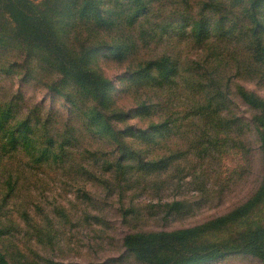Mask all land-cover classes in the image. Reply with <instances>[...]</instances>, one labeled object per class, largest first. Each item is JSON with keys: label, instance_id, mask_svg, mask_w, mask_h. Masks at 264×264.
<instances>
[{"label": "rangeland", "instance_id": "rangeland-1", "mask_svg": "<svg viewBox=\"0 0 264 264\" xmlns=\"http://www.w3.org/2000/svg\"><path fill=\"white\" fill-rule=\"evenodd\" d=\"M116 1L127 4L123 5L125 11L132 4V0ZM133 1L144 6L140 0ZM64 3L49 4L54 28L61 40L81 50L87 68L109 79L99 93L108 107L96 100L89 86L65 81L50 61L30 59L18 49L2 54L8 71H0V161L18 176L20 194L5 197L14 231L3 236L0 249L31 264H147L136 259L126 237L167 232L173 241L179 230L206 226L251 194L252 173L247 172L238 187L230 179L234 171L247 170L249 160L228 145L218 163L201 170L196 165L200 135L195 126L187 124L186 112L192 108L188 98H201L197 93L201 87L194 86L188 69V61L195 57L188 42L195 40L179 29L188 15L201 21L195 13L199 4H192L189 13L181 16L177 0L166 1L147 16L158 25L156 31L149 34L145 25L147 33L139 47L121 59L109 51L108 37L90 35L87 25L92 23L90 14L95 13L71 14L62 7ZM4 13L9 17L0 6V19ZM143 13L139 9L137 16ZM227 27L222 25L217 33ZM177 56L182 58L179 76L169 87L152 64ZM195 72L198 86L201 71ZM246 88L264 97V90L254 84H246ZM237 107L236 112L249 117L246 106ZM63 130L77 135L79 145L72 148L59 175L49 168L52 158H40L38 163L35 158L40 149H55ZM168 154L179 157L163 164ZM26 164L48 167L39 183V175L26 173ZM202 168L201 186L206 184L210 193L200 190ZM65 170L67 176H62ZM5 179L0 177L1 190ZM4 194L0 191V198ZM173 203L189 205L192 210L170 211ZM258 218L264 223V215L251 216L246 226ZM214 235L211 231L208 238L213 240ZM172 244L174 248L176 244ZM183 250L185 246L175 251ZM194 264L262 262L251 253L234 251Z\"/></svg>", "mask_w": 264, "mask_h": 264}, {"label": "trees", "instance_id": "trees-1", "mask_svg": "<svg viewBox=\"0 0 264 264\" xmlns=\"http://www.w3.org/2000/svg\"><path fill=\"white\" fill-rule=\"evenodd\" d=\"M60 1L3 0L0 2L1 8L9 16L6 18L4 13V19H0V49L3 50L0 52V71H8V65L4 63L2 54L6 53L7 49L11 52L18 49L30 59L33 56L39 62L46 59L53 63L65 81L70 80L76 84L89 86L96 100H99L103 107H108L102 102L99 93L101 88L107 87L109 79L87 68L81 50L75 49L74 45L61 40L57 35L49 4L52 2L51 5L55 6ZM140 1L144 3L143 7L135 5V1L132 0L131 7L127 11L123 6L127 4L121 2L119 4L116 0H65L62 7L71 14L95 13L90 14L92 23L87 25L90 27L88 29L90 35L98 39L108 37L109 51L113 56L124 59L139 47L147 30L149 34L150 31H156L158 25L152 24L149 15L170 0ZM155 1H159L158 4L151 8L147 7ZM177 2L182 7L181 16L189 13L192 4H199L198 12L195 13L201 18V21L191 19L188 15L183 19L184 22L179 29L195 40L192 41L194 43L188 42L193 45L190 49L195 53V57L188 61L190 64L188 69L192 70L194 86L201 87V93L197 92L201 98L199 101H196V98H188L192 108L186 112L187 124L195 126L200 135L201 146L197 152L196 165H199L201 170L202 166L218 163L217 161L222 159L225 147L229 145L228 149L241 154L242 158L247 155L249 160L247 166L249 170L234 171L230 179H235L234 184L238 187L243 183L242 180L247 177L248 172L253 174L254 184L250 189L251 194L243 202L214 218L202 228L179 230L177 237L172 236L175 239L173 241H169L171 233L167 232H157L154 236L146 237L140 234L127 236V247L133 251L136 259L147 264H194L209 256H220L234 251L251 253L264 264V223L258 218L259 220H254H258L257 222L246 226V220H250L251 216L264 215V97L246 88V84L251 83L264 90V0H177ZM139 9L144 12L142 17L137 16ZM225 24L228 27L218 34L217 30ZM185 27H189V30H183ZM138 28L145 32H137ZM181 62L182 58L177 56L163 58L154 62L152 66L158 69L162 77L161 81L171 87L176 82L175 76H179ZM198 64H201V67H198ZM195 70L201 71V82H198V86L194 78ZM195 93L193 91V95ZM238 104L247 107L250 114L248 118L236 112ZM183 134L185 136L184 132ZM77 145H79V137L63 130L55 149L38 150L39 154L35 162L38 163L39 159L44 157L52 158L53 163L49 168L60 175L62 164L65 159L71 157V153L74 152L72 148ZM178 157L168 154L162 162L166 164ZM25 167L26 173L39 175L38 183L39 179H42L41 175L46 173L45 168H48L38 164H26ZM67 173L65 170L62 176H67ZM203 176L205 173L202 168L198 180L200 190L210 193L206 184L201 186ZM0 177H6L2 190L0 189L1 192L6 193L0 198L1 245L3 236L14 231L12 226L14 223L11 221L12 210L7 207L8 200L5 197L8 198V193L17 194L19 184L18 176H15L12 168H8V165L1 161ZM175 183L177 186L180 185L179 180ZM223 190L221 188L219 193ZM175 209L181 212L192 210L189 205L183 203H173L170 211ZM241 224L245 226L241 227ZM211 231L216 233L213 240L208 238ZM172 242L176 244L174 248ZM11 243L8 240V244ZM182 246H185V250L175 251L177 247ZM18 252L16 250V253ZM12 253L14 252L8 253L0 249V264H31L13 258Z\"/></svg>", "mask_w": 264, "mask_h": 264}]
</instances>
